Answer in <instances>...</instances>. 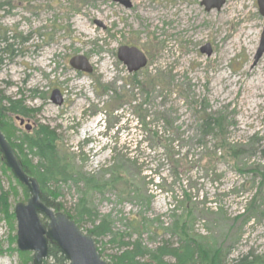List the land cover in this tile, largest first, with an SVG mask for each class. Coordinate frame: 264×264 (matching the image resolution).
<instances>
[{
    "label": "rangeland",
    "instance_id": "obj_1",
    "mask_svg": "<svg viewBox=\"0 0 264 264\" xmlns=\"http://www.w3.org/2000/svg\"><path fill=\"white\" fill-rule=\"evenodd\" d=\"M5 2L11 5L0 9V31L17 39L15 56L2 57L0 91L23 101L31 113L5 112L13 127L4 129L12 133L16 152L36 167L42 159L37 132L49 127L55 132L52 148L63 162L100 182L103 189L89 191L86 199L111 230L94 237L103 258L111 262L136 239L150 250L177 246L176 233L186 231L203 248L220 249L227 264L247 254L264 264V215L249 220L244 212L249 193L231 191L252 180L238 168L264 165V54L253 66L264 26L257 0H226L211 11L201 0H131L130 8L114 0H0ZM208 44L209 56L201 52ZM121 46L142 51L147 66L130 73L118 59ZM79 55L91 73L70 65ZM156 72L162 85L146 86ZM54 90L63 97L60 105L50 99ZM201 110L226 116L229 141L248 151L234 161L218 153L221 177L215 181L195 171L206 157L198 144ZM137 113H145L150 125ZM17 116L32 129L20 126ZM151 133L172 143L176 154H189L196 165L191 179L172 175ZM205 141L208 150L217 144L213 137ZM74 179L46 186L70 216L85 190ZM183 184L192 198H183ZM29 198L0 153V209L12 215ZM11 225L0 214V264H32L33 252H24L29 259L20 255L15 213ZM80 226L84 232L92 228L90 220ZM174 226L179 228L173 233Z\"/></svg>",
    "mask_w": 264,
    "mask_h": 264
},
{
    "label": "trees",
    "instance_id": "obj_2",
    "mask_svg": "<svg viewBox=\"0 0 264 264\" xmlns=\"http://www.w3.org/2000/svg\"><path fill=\"white\" fill-rule=\"evenodd\" d=\"M11 5V2H5L0 4V9L4 6ZM8 30L0 31V64L2 63L3 56L9 55V57H14V46H15V36H8ZM157 76H148L146 86H151L156 88L159 85H162L163 79L161 77V72H156ZM121 105H116L114 108L118 110ZM5 112H11L14 114L28 115L31 113L27 107L23 104L21 100H12L9 97L3 95V92L0 91V128L3 133L6 135L8 141L10 142L11 135H9L4 129L6 124L11 128L13 125L8 123L4 117ZM200 112V138L202 141H198L199 147L201 150H206V157L204 158V163L202 160H199L197 169L195 166H192L193 160L190 159L189 154L186 153L183 156L176 154L175 150L172 148V143H168L166 140H162L160 137L155 136V133L149 134V137L153 139L157 146L164 149L166 152V157L172 165V175L178 177L180 175H186L187 181L192 178V173L195 171H201L205 176H210L213 181L221 177L219 169L217 168V163L219 161L218 153L221 155V159L229 158L231 160H236L239 157H243L248 151L244 145H234L231 144L228 138V124L227 117L220 115H213L206 110H201ZM139 121L146 126H149L145 113H137ZM161 119V118H160ZM167 126L169 121L166 119H161ZM38 139L36 140V147L40 151L42 156L41 162L38 166L32 167L30 163L22 158L18 152L17 155L21 161V164L27 174L31 177H34L38 180L43 201L55 211H62V205L58 204L55 200V194L49 193L47 191V184L51 182H67L73 180L74 177L76 181L81 182L84 187L83 198L78 202L76 207V214L74 216H69L80 228V223H83L85 220H90L92 228L86 232L91 234L93 237H99L107 235L108 232H111L109 225L107 224L106 219H101L96 211L91 208L87 202V195L89 191H101L103 188L100 185V182L96 180L95 176L88 174H83L76 172L71 164L63 162L59 154H56L52 148L55 141V132L47 126H40L38 132ZM258 135V133L256 134ZM41 136V137H40ZM213 137L217 140V144L211 150H208L206 139ZM25 142V141H24ZM23 142V143H24ZM259 143V141H258ZM11 146L15 150V146L10 142ZM138 143H134L132 147L137 148ZM263 149L260 150V153L264 157V145ZM153 147H151L152 149ZM257 149L251 148L250 151H256ZM16 151V150H15ZM246 152V153H245ZM241 174L247 173L250 174L252 180H247L241 183V187L232 186V193H237L240 188L249 193L248 199H246L245 213L249 220H252L254 216L264 215L262 211V206L264 205V165L261 164H251L246 165L245 168L237 169ZM161 178L158 177V181ZM165 179H163V182ZM154 184V182H153ZM192 190V189H191ZM186 189L185 185H182V196L186 198L189 196L192 198V191ZM197 194H200L197 191ZM28 195V194H27ZM200 196V195H199ZM204 198V196H203ZM207 199H205L206 201ZM244 213V214H245ZM0 214L8 221L9 226L12 227L11 222L14 218V213L6 214L4 209H0ZM179 227H173V233L176 232ZM82 229V228H81ZM180 232V231H179ZM180 241L177 246H169V244H163L150 250L148 247L144 246L140 240H134L128 246V248L121 253V255L111 258L109 264H169L165 261L167 258L174 259L173 264H227L225 256L221 253L220 249H207L203 248L198 242L192 239L187 232L176 233ZM96 241V240H95ZM97 243V242H96ZM99 252L102 255V250L98 248ZM22 257H27L29 259V253L20 254ZM253 258L252 255L247 254L239 258L233 259L230 264H261V261L258 258ZM51 259L53 264H69L63 254L55 246H50L49 256L44 261L43 264H47V260ZM26 260H23V264H26Z\"/></svg>",
    "mask_w": 264,
    "mask_h": 264
},
{
    "label": "water",
    "instance_id": "obj_3",
    "mask_svg": "<svg viewBox=\"0 0 264 264\" xmlns=\"http://www.w3.org/2000/svg\"><path fill=\"white\" fill-rule=\"evenodd\" d=\"M126 8L131 7V0H114ZM226 0H201L206 11L220 10ZM260 14L264 17V0H257ZM202 53L211 55L210 45L201 49ZM264 54V26L260 44L254 57L255 66ZM118 59L130 73L138 72L147 66L148 60L144 53L135 47L121 46ZM70 65L82 72L91 73L92 67L84 56L70 59ZM51 100L60 105L63 97L54 90ZM20 125L24 119L16 118ZM26 129L31 126L26 124ZM0 153L4 164L11 170L15 178L30 193L26 203L19 202L14 209L18 223L17 246L22 252H33L32 264H43L48 258L50 246H55L63 254L69 264H109L98 251L94 237L83 230L63 212L55 211L42 200V191L37 179L27 174L15 150L0 129ZM42 218L47 219V225Z\"/></svg>",
    "mask_w": 264,
    "mask_h": 264
},
{
    "label": "bare ground",
    "instance_id": "obj_4",
    "mask_svg": "<svg viewBox=\"0 0 264 264\" xmlns=\"http://www.w3.org/2000/svg\"><path fill=\"white\" fill-rule=\"evenodd\" d=\"M84 30L88 32V29H84ZM251 87H253V86H252V83H251Z\"/></svg>",
    "mask_w": 264,
    "mask_h": 264
}]
</instances>
